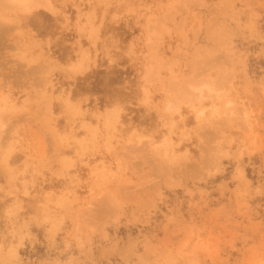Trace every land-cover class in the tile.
Masks as SVG:
<instances>
[{
	"label": "rangeland",
	"instance_id": "1",
	"mask_svg": "<svg viewBox=\"0 0 264 264\" xmlns=\"http://www.w3.org/2000/svg\"><path fill=\"white\" fill-rule=\"evenodd\" d=\"M51 3L0 0V264H264V0Z\"/></svg>",
	"mask_w": 264,
	"mask_h": 264
},
{
	"label": "bare ground",
	"instance_id": "2",
	"mask_svg": "<svg viewBox=\"0 0 264 264\" xmlns=\"http://www.w3.org/2000/svg\"><path fill=\"white\" fill-rule=\"evenodd\" d=\"M4 1L9 2V3L15 5V7L19 8V10L22 9L23 11H24V10L29 11V10H31V9H36V8H44V9H47V10H52V8H53L52 3H51V0H8V1H7V0H4ZM12 7H13V6H12ZM15 7H14V8H15ZM53 11H54V10H53ZM187 82H188V81H187ZM187 82H186V84L189 85V83H190L191 85H189V87H188V86H186L185 83H184L183 88L186 86V89H185V90H187V88H188V90H189V89L193 90L192 87L194 88V86H193V84H192V81H191V82H188V83H187ZM206 82H207V81H204V82L202 81L201 83L203 84V83H206ZM201 83H200V84H201ZM195 84H197V83H195ZM202 84L200 85L201 88H200V87H199V88L202 89L203 91H205V90H206V91L209 90V91L211 92V91L213 90V88L210 87V85H211L210 83H209L210 85H208L209 87H207L208 89H206V88L203 87V86H205L206 84H208V82H207L206 84H204V85H202ZM202 87H203V88H202ZM179 88H181V86H180ZM199 88H198V90L194 88L195 91H194V90H193L194 92L192 91V92L194 93V96L196 95V97H198V98H199V96H198L197 94H199V92H200V91H199ZM196 90H197L198 92H196ZM181 91H182V89H181ZM181 91H180V92H181ZM183 91H184V90H183ZM209 91H207V92L210 93ZM214 91H215V90H214ZM214 91H213V92H214ZM178 92H179V89H178ZM215 92H216V91H215ZM193 93H191V94H193ZM202 93H203V92H202ZM205 93H206V92H205ZM186 94H187V93L185 92L184 95L186 96ZM188 94H189V93H188ZM203 94H204V93H203ZM203 94L200 93V96H201L200 98L204 97ZM210 94H212V95H211V97H212V96H213V93H210ZM182 95H183V94H182ZM202 95H203V96H202ZM208 95H209V94H208ZM191 96H192V95H191ZM180 97H181V96H180ZM189 98H190V97H189ZM191 98H192V97H191ZM193 98H194V97H193ZM198 98H197V99H198ZM2 100H3V98H2ZM2 100H1V101H2ZM190 100H191V99H190ZM193 100H194V99H193ZM193 100H192V101H193ZM195 100H196V99H195ZM198 100H200V99H198ZM176 105H177V104H176ZM178 105H179V104H178ZM109 107H110V106H109ZM174 107H175V105H174ZM174 109H175V108H174ZM214 113H216V112H214ZM112 115H113V114H112ZM110 116H111V115H110ZM213 116H217V114H214ZM113 117H114V116H113ZM165 142H166V143H165ZM164 143H165L166 145H169V144H167V141H164ZM162 145H163V144H162ZM166 145H164V146H166ZM156 146H157V145H156ZM158 146H159V145H158ZM158 146H157V147H158ZM162 147H163V146H162ZM163 148H164V147H163ZM163 152H164V150H163Z\"/></svg>",
	"mask_w": 264,
	"mask_h": 264
}]
</instances>
